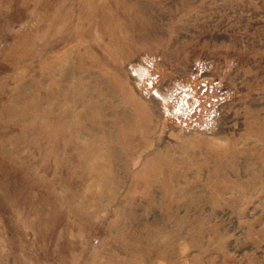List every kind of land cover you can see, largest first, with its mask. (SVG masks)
<instances>
[{
    "label": "rangeland",
    "instance_id": "obj_1",
    "mask_svg": "<svg viewBox=\"0 0 264 264\" xmlns=\"http://www.w3.org/2000/svg\"><path fill=\"white\" fill-rule=\"evenodd\" d=\"M0 264H264V0H0Z\"/></svg>",
    "mask_w": 264,
    "mask_h": 264
}]
</instances>
